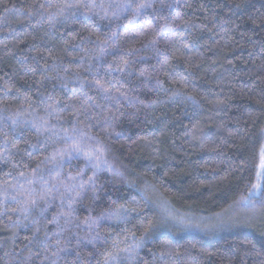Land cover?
Wrapping results in <instances>:
<instances>
[{"label":"trees","instance_id":"1","mask_svg":"<svg viewBox=\"0 0 264 264\" xmlns=\"http://www.w3.org/2000/svg\"><path fill=\"white\" fill-rule=\"evenodd\" d=\"M264 0H0V264H264Z\"/></svg>","mask_w":264,"mask_h":264},{"label":"snow or ice","instance_id":"2","mask_svg":"<svg viewBox=\"0 0 264 264\" xmlns=\"http://www.w3.org/2000/svg\"><path fill=\"white\" fill-rule=\"evenodd\" d=\"M262 166H264V165H262Z\"/></svg>","mask_w":264,"mask_h":264},{"label":"rangeland","instance_id":"3","mask_svg":"<svg viewBox=\"0 0 264 264\" xmlns=\"http://www.w3.org/2000/svg\"><path fill=\"white\" fill-rule=\"evenodd\" d=\"M264 161V160H263Z\"/></svg>","mask_w":264,"mask_h":264}]
</instances>
